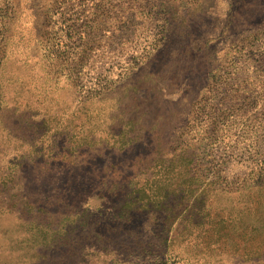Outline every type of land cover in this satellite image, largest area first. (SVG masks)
Segmentation results:
<instances>
[{
	"label": "rangeland",
	"instance_id": "obj_1",
	"mask_svg": "<svg viewBox=\"0 0 264 264\" xmlns=\"http://www.w3.org/2000/svg\"><path fill=\"white\" fill-rule=\"evenodd\" d=\"M0 264H264V0H0Z\"/></svg>",
	"mask_w": 264,
	"mask_h": 264
}]
</instances>
